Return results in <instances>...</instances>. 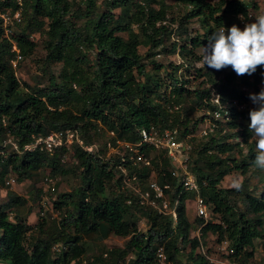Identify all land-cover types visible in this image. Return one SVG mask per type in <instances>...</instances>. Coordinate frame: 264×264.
Returning <instances> with one entry per match:
<instances>
[{
    "label": "trees",
    "instance_id": "16d2710c",
    "mask_svg": "<svg viewBox=\"0 0 264 264\" xmlns=\"http://www.w3.org/2000/svg\"><path fill=\"white\" fill-rule=\"evenodd\" d=\"M251 7L254 4L245 0H26L22 22L10 38L0 18V148L9 138L22 146L33 135L66 128L77 129L88 143L100 146V154L78 145L72 152L61 147L52 154H0V187L6 186L8 197L0 205V264H81L84 259L92 264H154L160 245L172 264H182L184 255L191 264H216L200 251L209 234L218 243L228 242L234 262L253 264V240L264 243V170L253 164L255 143L248 125L249 112L257 107L250 94L264 87V67L237 76L231 67L217 71L197 65L208 37L222 26L243 29L241 16ZM17 8L15 0H0V11ZM194 18L198 29L190 26ZM41 37L45 53L38 60L48 81L28 84L15 75L13 44L23 62L35 53ZM142 47L147 48L144 54ZM170 55H178L180 61L168 60ZM192 70L204 77L200 87H191ZM217 94L219 105L213 102ZM234 100L248 108L230 106ZM173 105L179 107L170 111ZM225 107L229 117L215 119L213 112ZM201 108L207 112L196 117ZM205 120L214 124L212 130L197 136ZM151 127L169 129L192 145L189 168L214 222L187 216L186 202L194 195L179 182L165 149L139 147L151 166L135 163L132 151L126 152L125 160L119 155L106 158L108 146L116 147L117 139L136 145L142 141L141 130ZM69 156L72 163H66ZM119 164L138 175L143 190L149 189L151 178L161 186L172 185L165 193L173 203L178 201L176 224L153 207L137 204L131 190L122 188ZM46 170L62 178L74 174L81 182L65 192H58L55 183L52 206L62 216L48 226L47 210L36 224H29L15 213L28 200L11 192L6 180L15 175L16 182L23 183ZM250 171L260 177L256 185L246 178L239 187L221 186L228 175L246 176ZM41 193L36 190L33 203H39ZM194 230L201 237H192ZM111 235L126 238L125 247L105 252L107 257L102 250L87 254L95 239L104 241ZM57 243L66 248L55 253Z\"/></svg>",
    "mask_w": 264,
    "mask_h": 264
},
{
    "label": "built area",
    "instance_id": "2783aa9c",
    "mask_svg": "<svg viewBox=\"0 0 264 264\" xmlns=\"http://www.w3.org/2000/svg\"><path fill=\"white\" fill-rule=\"evenodd\" d=\"M15 1L18 5V8L16 10L7 9L6 11H0V18L2 20L4 33L9 38L14 35V29L18 25V23L22 22V7L26 0ZM142 4L144 5V3ZM255 15L256 14L252 12V10H250L247 15L241 16L242 26L254 19ZM12 52L15 54V57L14 59H12L11 63L14 71L16 72L23 60V55L16 44H13ZM213 102L219 105L220 101L218 94L214 96ZM230 106L236 107L238 110L248 108L247 104H241L240 102H238V100H234ZM178 107V105H173L172 107H170V111H174L178 109ZM229 114L230 109L226 107L221 110H215L213 112V115L217 120L228 118ZM213 125L214 124H212V122L210 121L207 129L212 130ZM208 131L209 130L205 131L204 134H207ZM108 134L111 136H115L114 132H108ZM140 134L142 136V141L136 145L124 140L117 139L116 147L113 145L108 146L106 158H110L113 155H119L122 160H125L126 152L132 151L135 153V155L131 156V158L135 163H141L144 166H151L150 158L140 153L139 147L142 144H149L158 149H165L167 151V155L175 164V175L179 177V182L186 191L191 192L194 195V200L196 202V216L202 218L204 220V223H208L209 221L214 222L213 214L209 209L208 204L200 195V187L197 181V176L189 168V153L192 149V145L185 140H178L169 129L159 130L155 127H151L150 129H142ZM74 145H78L83 150L89 153L100 154L99 144L88 143L82 137L80 132L75 128H66L64 130L51 132L47 135H33L31 140L22 146L12 138L6 139L2 143V147L0 148V154L7 157L10 152H17L19 154H22L25 152H32L37 150L52 154L55 150L61 147L72 152ZM117 168L119 170V175L122 178V188L131 190V192L136 196L137 204L139 206H151L157 211L158 214L170 216L174 224L177 223L179 206L178 201L176 200V202L173 203L165 193V190L172 189V185L170 183H166L161 186L158 184L156 179L151 178L149 189L143 190L140 186V183H138V175L136 173H131L126 166L121 164L117 165ZM15 183L16 177L13 175H10L6 180V185L9 187L14 186ZM42 190L43 192L39 201V212L41 216H44L46 215V211L49 210L47 196L51 191L54 190V180L52 177L45 178ZM128 203L131 204L132 199H129ZM14 216L15 213L11 212L10 219H13ZM65 248L66 246L62 243H57L54 245L53 250L55 253H58ZM200 251L206 254L203 245L200 247ZM105 256L107 257L108 254L106 253ZM228 262L226 264H230ZM81 264H92V261L84 259L82 260ZM154 264H172L163 245H160L156 250Z\"/></svg>",
    "mask_w": 264,
    "mask_h": 264
},
{
    "label": "rangeland",
    "instance_id": "374dc122",
    "mask_svg": "<svg viewBox=\"0 0 264 264\" xmlns=\"http://www.w3.org/2000/svg\"><path fill=\"white\" fill-rule=\"evenodd\" d=\"M245 1L248 3L249 2L252 3L253 0H245ZM254 2H256L257 6L259 5L260 12L264 11V0H256ZM119 11L120 10H115L116 13H119ZM252 12L255 13L256 8H252ZM255 14L257 15L258 13H255ZM254 19H252L249 22H252ZM190 23H191L190 26L193 29H198L200 26L198 20L195 18L191 19ZM137 27L138 25H135V28ZM42 39H43L42 37L39 39V43H38L35 53L31 57L24 59V61L20 64L17 71L15 72L17 78L20 81H25L28 84L39 83L43 85L47 83L48 76L45 75V73L42 71L41 63H39V60H38L45 53L44 39L43 40ZM146 51H147V48H144V47L140 48L141 53L144 54ZM199 52L200 54H202L203 49H200ZM90 56L93 59L94 55L90 53ZM168 60L173 61V62L180 61V57L178 55H170ZM197 65L203 66L202 62L198 63ZM147 70H151V65L147 66ZM189 78L192 80V83H191L192 88L200 87L204 80V77L199 76L197 72L194 70L191 71V76H189ZM262 89H264V87H262L261 90ZM203 111L207 112V109L201 108V112H198L195 116L200 118L201 115L204 113ZM208 126H209L208 120L201 122L199 129L196 133L197 136L203 135L204 132L208 130L207 129ZM67 162L72 163L73 156L67 157L66 163ZM46 177L53 178L54 184L57 183L58 192L72 191L75 188H77L81 182L79 176H76L74 174H68L66 177L62 178L60 176H53L50 174L49 170H46V171H42L38 173L33 179L27 180L23 183L16 182L14 186L10 187L11 192L13 191L14 193H17L20 196H23L28 200L27 204L17 207L15 210L16 211L15 213L19 214L21 217L27 218V221L32 222V224H36L40 217L39 216L40 215V212H39L40 205L39 203L38 204L33 203L32 199L36 196L37 189L40 188L42 190ZM246 178H248L249 182L253 185H256L260 180V177L253 174L252 171H250L246 176H243L239 172H234L233 174H230L225 178L221 186L222 187H235L237 184L240 185L244 180H246ZM54 197H56V193L54 194V192H50L47 196L48 203H49V211H50L49 212L50 217L48 218V226L50 225V222L54 218L59 219L62 216L60 215L59 211L55 210L52 206V200ZM40 199H41V196H40ZM7 200H8V197H7L6 186L4 188L2 186L0 187V205L4 204ZM186 209H187V216L190 218V220L191 221L196 220V217H197L196 216V202L194 198L186 202ZM140 223H141L142 229H145L146 221L142 220ZM191 236L201 237V233L199 230L198 231L194 230ZM126 241H127L126 238L119 237L116 235H111L109 236V238H107L104 241L95 239V241L90 244L91 249L89 252H87V254H90V255L96 254V253L101 252V250L104 251L105 253V252L111 251L114 248L122 249L125 247ZM205 244H206L204 246L205 252L211 258V261L213 263L226 264L229 261L228 263L230 264L232 263L239 264L237 262H234L233 259L229 257L231 256L230 254L232 253L228 247L229 245L228 242L224 241L222 243H218L216 240V236L209 234ZM253 245L256 250L253 264H264V243L259 239H255L253 240ZM188 252H189V248H187V250L184 251L183 253L187 254ZM181 261H182V264H191L190 259H188L186 255H184L181 258ZM119 264H124V263L123 261H121Z\"/></svg>",
    "mask_w": 264,
    "mask_h": 264
},
{
    "label": "clouds",
    "instance_id": "9594fccd",
    "mask_svg": "<svg viewBox=\"0 0 264 264\" xmlns=\"http://www.w3.org/2000/svg\"><path fill=\"white\" fill-rule=\"evenodd\" d=\"M202 64L217 71L231 67L237 76L252 75L258 67H264V11L243 29L233 24L228 29L222 26L214 31L208 37L207 47H203ZM250 99L257 105L249 112L248 125L255 143L253 164L264 170V89L250 94Z\"/></svg>",
    "mask_w": 264,
    "mask_h": 264
},
{
    "label": "crops",
    "instance_id": "0c3cea01",
    "mask_svg": "<svg viewBox=\"0 0 264 264\" xmlns=\"http://www.w3.org/2000/svg\"><path fill=\"white\" fill-rule=\"evenodd\" d=\"M256 0H253L252 3L254 4V7H251L250 10H252V8H256V12L255 13H259L260 12V8L259 5L257 6L256 2H254ZM258 10V11H257ZM29 224H32V222H28Z\"/></svg>",
    "mask_w": 264,
    "mask_h": 264
}]
</instances>
